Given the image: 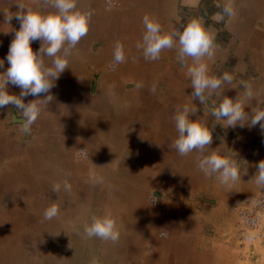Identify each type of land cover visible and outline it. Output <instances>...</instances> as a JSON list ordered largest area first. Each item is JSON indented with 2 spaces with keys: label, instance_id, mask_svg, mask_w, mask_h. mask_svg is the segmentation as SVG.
Listing matches in <instances>:
<instances>
[{
  "label": "crops",
  "instance_id": "1",
  "mask_svg": "<svg viewBox=\"0 0 264 264\" xmlns=\"http://www.w3.org/2000/svg\"><path fill=\"white\" fill-rule=\"evenodd\" d=\"M116 1L106 6L105 0H78L79 9L94 10L88 34L72 51L69 68L50 90L54 99L30 134L15 121L14 116L23 119L18 111L0 108V264H238L236 242L222 235L237 221L235 205L264 194L252 181L264 160V131L259 124L225 128L223 121L215 123L208 107L219 103L218 97L204 105L191 100V60L182 66L173 48L146 61L136 44L146 14L165 31H182L191 18L203 17L216 30L219 46L210 74L220 76L231 67L238 74L230 73L234 80L223 95L235 99L244 92L240 81L251 82L257 93L252 106L264 107V0H235L237 15L228 23L212 20L221 11H213V5L225 0H200L211 5L203 16L184 0ZM14 2L0 0V73L10 66L6 56L20 28L15 16L5 23V14L21 11ZM20 2L55 11L44 7V0ZM118 40L127 60L111 70ZM41 43L31 42L34 52ZM137 83L143 87L137 89ZM7 91L19 96L21 89L9 84ZM38 98L43 94L22 99ZM86 98L92 100L88 108ZM185 104L197 108L190 119H207L212 129L208 151L219 148L246 168L247 175L230 192L198 169L199 153L182 157L171 147L178 135L172 117ZM79 146L87 149L86 160L74 156ZM94 176L103 182L95 183ZM64 179L71 192H53L52 185ZM152 194L158 205L150 202ZM53 202L61 205L60 215L45 221L44 209ZM107 212L117 219L119 241L86 238L83 225ZM162 229L165 235L159 237Z\"/></svg>",
  "mask_w": 264,
  "mask_h": 264
},
{
  "label": "clouds",
  "instance_id": "2",
  "mask_svg": "<svg viewBox=\"0 0 264 264\" xmlns=\"http://www.w3.org/2000/svg\"><path fill=\"white\" fill-rule=\"evenodd\" d=\"M184 3L187 7L198 8L200 0H184ZM14 4L21 11L5 14V23L8 24L15 16L20 22V28L15 32L6 56L10 66L0 73V108L14 106L23 117L17 124L22 126L24 134H30L32 125L54 99L50 90L65 69L69 68L72 51L88 34L94 10L79 9L78 0H44V7L55 9L49 12L31 9L20 0H16ZM217 6L221 11L212 16L213 21L228 23L236 17L235 0H225L223 5ZM179 21L178 18L177 22ZM142 23L145 31L136 48L142 51L143 58L146 61H156L164 50L176 48L177 59L182 66H187L190 59L191 65L187 66V74L194 89L190 95L191 100L197 99L204 105L213 96L218 97L219 103L213 101L208 107L215 123L223 121L222 126L225 128H235L237 125L251 128L259 124L264 131V107L252 106V101L257 96L252 83L240 81L244 92L232 99L223 95V92L226 85H232L234 76L229 72L220 76L210 74V63L214 62L219 46L216 44V30L206 26L203 17L191 18L183 25L182 31L175 27L165 31L153 15L146 14ZM37 40L42 43L39 50L34 52L31 42ZM46 57L50 58V63L46 61ZM113 58L115 65L127 60L125 46L119 40L115 43ZM3 67L4 60H0V68ZM9 84L21 89L19 96L8 93ZM136 87L140 89L143 84L137 83ZM155 90L156 85H152L150 91ZM42 94V99L38 98L29 103H24L22 99L29 95L39 97ZM248 108L251 109L250 112L246 111ZM196 113V106L188 104L175 110L172 119L178 135L172 141L171 147L182 157L193 152L199 153L198 169L206 178L215 177L230 192L235 184L241 182V176L247 175V170L241 168L238 159L228 156L219 148L208 151L213 142L212 129L208 126L207 119H190ZM256 168L252 181L260 192H264V160L259 161ZM93 180L95 183L103 182V178L98 176H94ZM61 189L71 192L72 186L67 179L55 182L51 188L55 193H59ZM60 211L61 205L53 202L44 209L43 219L51 221L58 218ZM74 229L78 231L75 225ZM83 234L88 239L98 238L113 244L120 239L117 219L111 212L92 216L90 222L83 225ZM92 264L96 262L93 261Z\"/></svg>",
  "mask_w": 264,
  "mask_h": 264
},
{
  "label": "rangeland",
  "instance_id": "3",
  "mask_svg": "<svg viewBox=\"0 0 264 264\" xmlns=\"http://www.w3.org/2000/svg\"><path fill=\"white\" fill-rule=\"evenodd\" d=\"M210 8L211 5H205V1H203L197 8V12L203 16L210 12ZM219 9L220 7L217 5L214 7L213 5V11ZM238 41V39L235 40L236 43ZM233 58L234 54L232 53V57L230 59ZM110 69H115L114 62L111 64ZM228 70L229 73L235 74V70L233 71L232 67L228 68ZM235 75L238 76L237 73ZM241 87L243 88V86ZM91 102L92 100L90 98L85 99L84 105L86 104V108L89 107V103ZM9 106L10 112L14 110L18 111L12 105ZM208 118H212L214 120L210 114H208ZM74 156L80 160H86L89 153L84 146H79L75 149ZM149 200L152 204L158 205V198L156 195H150ZM234 209H237L235 211L236 219H234V216L232 218L237 221H234L228 229L226 227L224 228L223 231L225 232L222 235L223 238L231 236L234 239V242H236L233 249L234 255L237 257L238 264H264V194L251 197V199L246 200L244 204L235 205ZM230 220L233 221L232 219ZM164 235L165 233L163 229L158 231L159 237H163Z\"/></svg>",
  "mask_w": 264,
  "mask_h": 264
},
{
  "label": "built area",
  "instance_id": "4",
  "mask_svg": "<svg viewBox=\"0 0 264 264\" xmlns=\"http://www.w3.org/2000/svg\"><path fill=\"white\" fill-rule=\"evenodd\" d=\"M107 6H115L117 5L116 0H105Z\"/></svg>",
  "mask_w": 264,
  "mask_h": 264
},
{
  "label": "water",
  "instance_id": "5",
  "mask_svg": "<svg viewBox=\"0 0 264 264\" xmlns=\"http://www.w3.org/2000/svg\"><path fill=\"white\" fill-rule=\"evenodd\" d=\"M14 118H15V121H21L22 120L20 118L15 117V116H14Z\"/></svg>",
  "mask_w": 264,
  "mask_h": 264
}]
</instances>
